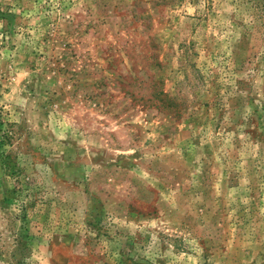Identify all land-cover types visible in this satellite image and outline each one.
Instances as JSON below:
<instances>
[{
  "label": "rangeland",
  "instance_id": "1",
  "mask_svg": "<svg viewBox=\"0 0 264 264\" xmlns=\"http://www.w3.org/2000/svg\"><path fill=\"white\" fill-rule=\"evenodd\" d=\"M0 264H264V0H0Z\"/></svg>",
  "mask_w": 264,
  "mask_h": 264
}]
</instances>
